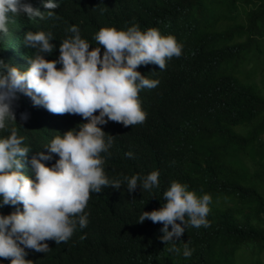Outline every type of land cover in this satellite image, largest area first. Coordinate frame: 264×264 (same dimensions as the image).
<instances>
[{"label":"trees","instance_id":"obj_1","mask_svg":"<svg viewBox=\"0 0 264 264\" xmlns=\"http://www.w3.org/2000/svg\"><path fill=\"white\" fill-rule=\"evenodd\" d=\"M0 264H264V0H0Z\"/></svg>","mask_w":264,"mask_h":264}]
</instances>
